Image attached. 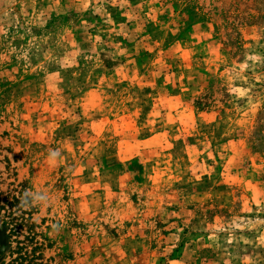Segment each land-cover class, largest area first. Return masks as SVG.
I'll use <instances>...</instances> for the list:
<instances>
[{"label":"rangeland","instance_id":"1","mask_svg":"<svg viewBox=\"0 0 264 264\" xmlns=\"http://www.w3.org/2000/svg\"><path fill=\"white\" fill-rule=\"evenodd\" d=\"M0 264H264V0H0Z\"/></svg>","mask_w":264,"mask_h":264}]
</instances>
